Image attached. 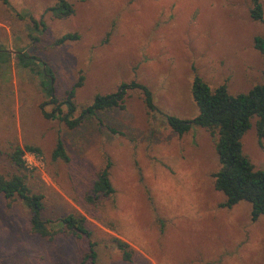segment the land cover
<instances>
[{"label": "rangeland", "instance_id": "rangeland-1", "mask_svg": "<svg viewBox=\"0 0 264 264\" xmlns=\"http://www.w3.org/2000/svg\"><path fill=\"white\" fill-rule=\"evenodd\" d=\"M258 2L261 21L249 18L251 0H68L73 13L66 18L45 12L55 0H0V50L9 55L0 63V174L18 173L9 160L15 147H36L38 155L24 153L19 173L30 193L42 196V219L57 230L66 215L83 218L96 264H264V217L251 221L243 201L222 207L213 188L215 136L198 127L178 136L163 117L196 116L194 75L210 89L224 84L230 95L261 83L262 57L253 46L255 37L264 42V0ZM67 33L78 39L54 45ZM19 51L36 65L21 67ZM40 67L50 70L59 101L81 76L73 117L94 95L132 81L148 90L160 114L149 115L141 93L129 90L123 109L68 129L42 115L52 106ZM253 124L241 150L264 171V139L258 144ZM57 139L67 162L51 159ZM106 160L114 192L89 201ZM28 217L18 198L0 194V264H88L81 263L86 238L57 234L48 241L30 233ZM112 238L129 245L130 262Z\"/></svg>", "mask_w": 264, "mask_h": 264}, {"label": "trees", "instance_id": "trees-1", "mask_svg": "<svg viewBox=\"0 0 264 264\" xmlns=\"http://www.w3.org/2000/svg\"><path fill=\"white\" fill-rule=\"evenodd\" d=\"M251 4L252 7L248 12L249 18L253 21H261L262 12L258 0H251ZM45 12L55 18H66L72 15L73 10L68 0H55V3ZM30 21L34 29L38 26L44 28L40 20L30 19ZM77 39L78 35L75 33L63 34L54 41V45ZM253 46L262 57L261 83L254 85L245 93L230 95L227 93L224 84L210 89L201 78L194 75L191 81L190 94L197 109L196 116L187 121L163 115L168 128L178 136L188 132L191 127L204 129L211 136H215L213 149L219 170L212 175L213 188L224 197L222 207L230 208L241 201L248 203L251 221H255L259 216L264 217V171L253 167L247 156L242 153L240 142L241 137L250 129L252 120H254L253 126L258 144L264 139V42L255 37ZM8 57L7 51L0 50V63L6 62ZM15 57L23 68L29 67L30 64L36 65L33 63L36 61L34 57L28 56L24 52H17ZM39 73L43 78L41 85L46 92L48 104L52 106L48 113L42 112L43 117L62 121L68 129L76 128L83 118L94 117L98 112L123 109V99L129 90H138L141 93L144 107L149 115L160 114L154 107L148 90L132 81L128 84H120L113 93L94 95L90 104L83 108L77 117H73L75 106L72 99L75 89L80 86L81 76L66 92L65 98L59 101L53 94V77L50 70L47 67H40ZM61 106L65 107V113H62ZM108 131L111 134H116L113 129L108 128ZM24 153L38 155L39 150L31 146L15 147L12 150L9 160L18 173L12 174L8 178L0 174L1 196L5 200L18 198L24 204L29 213V231L40 238L51 241L57 234L86 238L87 253L83 256L81 263L96 264L95 244L90 241V232L86 228L83 218L66 215L58 220L60 228L57 230H52L49 222L42 219V196L30 193L25 184V177L19 173L24 170ZM51 159H59L63 162L68 160L62 143L58 139L51 153ZM109 167L110 162L106 160L103 168L96 174L91 186L89 201L98 197L107 198L113 194L114 190L108 178ZM111 243L120 253L122 261H131L133 251L127 243L118 238H112Z\"/></svg>", "mask_w": 264, "mask_h": 264}]
</instances>
